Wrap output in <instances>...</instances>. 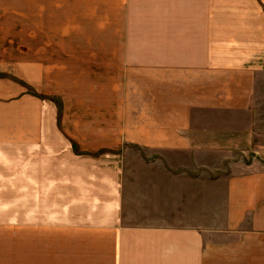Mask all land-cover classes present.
<instances>
[{
    "label": "crops",
    "instance_id": "crops-1",
    "mask_svg": "<svg viewBox=\"0 0 264 264\" xmlns=\"http://www.w3.org/2000/svg\"><path fill=\"white\" fill-rule=\"evenodd\" d=\"M10 228L3 264H264V0H0Z\"/></svg>",
    "mask_w": 264,
    "mask_h": 264
},
{
    "label": "rangeland",
    "instance_id": "rangeland-1",
    "mask_svg": "<svg viewBox=\"0 0 264 264\" xmlns=\"http://www.w3.org/2000/svg\"><path fill=\"white\" fill-rule=\"evenodd\" d=\"M117 41V40H116ZM57 102L59 103V100H57ZM129 150L127 148V150L125 149V152L123 154V156H125V159H126V170L127 172H129L130 170V155H129ZM5 238V237H4ZM7 239V238H6ZM17 240H16V228H10V231H9V239H8V242H4V241H1V237H0V264H3L2 263V254H3V251L5 250H9L10 253H11V257H13V255L15 256L16 254V251H17ZM11 261L13 262H16V259H10Z\"/></svg>",
    "mask_w": 264,
    "mask_h": 264
}]
</instances>
